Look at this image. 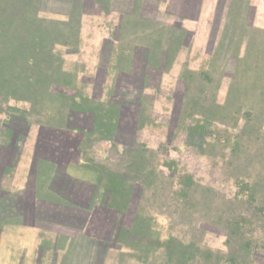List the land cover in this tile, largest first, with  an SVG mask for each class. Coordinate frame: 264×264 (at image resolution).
Returning <instances> with one entry per match:
<instances>
[{"label":"crops","instance_id":"1","mask_svg":"<svg viewBox=\"0 0 264 264\" xmlns=\"http://www.w3.org/2000/svg\"><path fill=\"white\" fill-rule=\"evenodd\" d=\"M241 1L109 0L105 11L90 3V12L82 17L98 15L114 23L104 26V32L93 31L89 43H82V53L91 57L73 59L74 70H64L75 72L77 100L90 101L93 109L73 113L63 128L36 125L28 113L0 112V264H112L124 249L114 248L115 229L124 225V214L107 204L108 184L114 177H130L132 145L140 149L139 109L129 101L154 97L146 92L152 89L153 73L142 94L135 95L131 87L140 81L134 80L131 68L150 62L148 39L162 25L188 33L171 65L176 72L184 50L191 44L194 48V42L198 49L214 52L228 6ZM245 1L252 17L264 12V0ZM133 35L138 43H131ZM81 37L85 40L83 31ZM143 111L148 118L150 109ZM138 186L139 193L147 194Z\"/></svg>","mask_w":264,"mask_h":264},{"label":"rangeland","instance_id":"2","mask_svg":"<svg viewBox=\"0 0 264 264\" xmlns=\"http://www.w3.org/2000/svg\"><path fill=\"white\" fill-rule=\"evenodd\" d=\"M67 4L65 0H43L37 15L63 21ZM83 8L90 12V3H84ZM252 16L251 10L248 19L264 32V12ZM111 21L113 25L107 17H81L79 50L54 47L64 60V69L74 70L75 65L69 62L73 59L81 61L92 56L90 52L82 53V43H89L93 31L104 32L103 27ZM81 31L86 34L85 40ZM14 37L10 35L9 39ZM192 45L184 50L178 72L171 67L152 79V89L146 92L154 97L144 102L150 109L149 122L136 133L143 146L137 165L157 176L152 186L156 193L149 191L140 196V205L150 220L147 229L151 237L141 239L146 246L142 249L149 252L141 262L134 257L138 254L135 250L124 248L115 254L113 262L109 261L112 264H178L169 253L181 256L179 264H264V109L258 110L259 101L254 108L240 103L237 113L231 110L225 123L206 120L195 110L190 111L196 99L186 97L182 101V79L186 70L209 68L214 54L198 49L195 42L194 48ZM232 72L228 69L223 77L216 76L219 105L226 100ZM5 106L10 114L22 117L30 108L21 100H11ZM29 120L35 122L36 117L29 114ZM134 190L138 191L137 185Z\"/></svg>","mask_w":264,"mask_h":264},{"label":"trees","instance_id":"3","mask_svg":"<svg viewBox=\"0 0 264 264\" xmlns=\"http://www.w3.org/2000/svg\"><path fill=\"white\" fill-rule=\"evenodd\" d=\"M42 1L0 0V112H7L5 105L11 100L25 101L30 105L27 113L36 117V125L53 124L54 127L63 128L67 126L73 113L90 111L93 107L86 99L77 100L81 96L75 92V72L64 70L63 59L54 52V47L61 45L75 51L78 48L81 17L86 12L83 8L84 1L107 10L109 0H65L69 8L63 21L40 18L37 14ZM251 10L244 0L230 4L225 28L215 46L209 68L198 72L186 70L184 80L182 79V101L186 97L196 99L189 109L200 113L206 120L225 123L232 112L237 113L240 103L254 108L259 101L261 105L258 110L264 109V39L258 38L264 36V32H259L248 19V12ZM155 33L157 34L148 39L151 43V51L148 53L150 62L146 60L145 66L131 68L134 80H145L143 88L136 83L135 87H131L135 95L142 94V89L149 83L150 72L153 73L152 80L171 68L188 35L180 28L163 25L156 28ZM10 35L16 38L9 39ZM136 36H132V44L138 43ZM228 69L233 70L230 89L224 105H219L216 103V78L223 77ZM191 87L194 89L193 93L188 92ZM71 91H74L73 94H70ZM129 102L139 109L137 129H140L149 122V117H145L143 111L145 101L141 98ZM261 113L258 115L261 116ZM133 146L134 144L131 150L133 161L129 165L131 175L123 180L116 177L112 179L108 184L107 191L111 194L107 198V204L116 209L119 215L124 214V225H117L115 229L114 248L135 250L138 254L134 257L143 262L149 249H142L145 245L141 239L151 238L147 229L150 220L146 217L145 208L140 205V189L135 191L134 188L141 185L145 193L151 191L155 194L156 187L152 186L157 176L143 171L137 165L143 146L137 145L140 148L138 151ZM128 181L129 187L126 186ZM104 198L103 201L106 199ZM131 200L133 206L128 209ZM109 248L111 246H107L106 253ZM169 256H175L178 264L182 260L181 256L176 257L172 253ZM104 263L105 260H102L99 264Z\"/></svg>","mask_w":264,"mask_h":264}]
</instances>
